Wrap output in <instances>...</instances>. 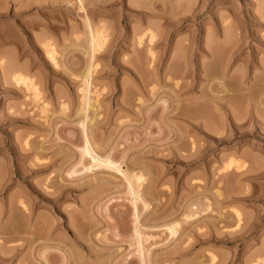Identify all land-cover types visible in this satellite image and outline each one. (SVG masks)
Returning a JSON list of instances; mask_svg holds the SVG:
<instances>
[{
  "label": "rangeland",
  "instance_id": "rangeland-1",
  "mask_svg": "<svg viewBox=\"0 0 264 264\" xmlns=\"http://www.w3.org/2000/svg\"><path fill=\"white\" fill-rule=\"evenodd\" d=\"M82 1L0 0V264H264V0Z\"/></svg>",
  "mask_w": 264,
  "mask_h": 264
},
{
  "label": "bare ground",
  "instance_id": "bare-ground-1",
  "mask_svg": "<svg viewBox=\"0 0 264 264\" xmlns=\"http://www.w3.org/2000/svg\"><path fill=\"white\" fill-rule=\"evenodd\" d=\"M79 2H80V9L81 10H83L84 12H85V8H84V5H83V1L82 0H79ZM86 18H87V16H86ZM87 20V26H88V28H89V31H90V36H91V49H92V51H93V49H95L96 47H95V45L97 44L98 45V39L100 40V36L101 35H99V34H97V33H99V32H95L94 30H93V28L91 27V24H90V22H89V20L88 19H86ZM56 54V53H55ZM93 55V54H92ZM94 57V56H93ZM93 60V59H92ZM91 60V61H92ZM92 66H93V63H92ZM92 66L88 69V70H86L85 71V77H86V81H85V84L83 85V90H82V100H83V107H84V111L85 112H87L88 110H89V108L90 107H93V106H91V103L93 102V95H94V91L92 90V88H91V82H90V73H91V69H92ZM84 77V78H85ZM21 78V77H20ZM19 80V79H18ZM20 80H23L22 78L20 79ZM25 80V79H24ZM31 87V86H30ZM34 89V88H33ZM35 90V89H34ZM37 92V91H36ZM36 95V94H35ZM97 95V94H96ZM97 97V96H96ZM97 99H98V97H97ZM93 104V103H92ZM93 105H95V104H93ZM83 107H82V109H83ZM43 108H45V106L43 107ZM93 108H95V107H93ZM84 154L85 155H87V157L89 156L90 158H91V160L94 162V164H102V166L104 165V166H106L107 167V169H108V167L111 169V168H113V169H115L116 171H118L120 174H122L123 176H124V178H125V180H126V182H127V184H128V186H129V189H130V192H131V194H132V196L134 197L133 198V200L135 199V201H136V199L139 197L138 196V191H136V188L137 187H135V181H138L136 178H130V176H128L127 175V173L125 172V171H123L118 165H115V163H113L111 160H109V159H107L106 161H102L96 154H95V152L93 151V150H91V147H90V143H89V141H87L86 142V147H85V149H84ZM84 155V156H85ZM132 177V176H131ZM140 198V197H139ZM134 204H136V202H134ZM172 228V227H171ZM174 230H172L171 232H173ZM174 234V233H173ZM138 238H139V248H140V251L143 253V238H142V236H141V233L140 232H138ZM137 243V244H138ZM143 258V257H142Z\"/></svg>",
  "mask_w": 264,
  "mask_h": 264
}]
</instances>
